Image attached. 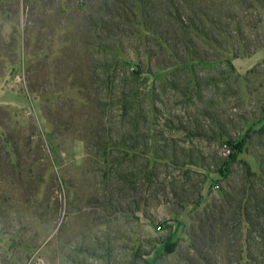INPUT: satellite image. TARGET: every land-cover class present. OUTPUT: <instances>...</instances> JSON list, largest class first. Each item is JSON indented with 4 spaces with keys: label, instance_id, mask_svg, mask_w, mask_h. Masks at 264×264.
<instances>
[{
    "label": "rangeland",
    "instance_id": "rangeland-1",
    "mask_svg": "<svg viewBox=\"0 0 264 264\" xmlns=\"http://www.w3.org/2000/svg\"><path fill=\"white\" fill-rule=\"evenodd\" d=\"M0 264H264V0H0Z\"/></svg>",
    "mask_w": 264,
    "mask_h": 264
},
{
    "label": "trees",
    "instance_id": "trees-1",
    "mask_svg": "<svg viewBox=\"0 0 264 264\" xmlns=\"http://www.w3.org/2000/svg\"><path fill=\"white\" fill-rule=\"evenodd\" d=\"M173 2H174V1H173ZM174 7H175L176 10H179V8H180L177 2H174ZM184 19H185V18H184ZM178 20H179V22H180L182 25L184 24V23H183V19L178 18ZM193 28H194V31H196V34H197V35L200 34V28H199V26H196V27H193ZM241 144H242V142H239L238 145H236V146H238V147H237V150H239L238 148H240ZM234 148L236 149V147H234Z\"/></svg>",
    "mask_w": 264,
    "mask_h": 264
}]
</instances>
